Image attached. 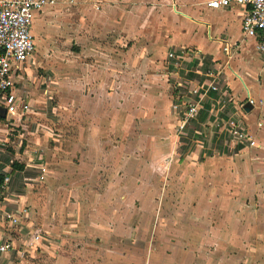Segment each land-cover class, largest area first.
Here are the masks:
<instances>
[{
  "label": "rangeland",
  "instance_id": "rangeland-1",
  "mask_svg": "<svg viewBox=\"0 0 264 264\" xmlns=\"http://www.w3.org/2000/svg\"><path fill=\"white\" fill-rule=\"evenodd\" d=\"M188 4L175 3L177 10ZM64 11L72 23L73 8ZM32 34L34 112L18 129L9 125L6 138L44 136L48 173L29 186L32 229L44 247L6 255L10 261L264 264V157L179 153L191 146L176 128L185 75L170 60L175 54L168 56L169 41L121 47L104 28L82 46L72 37L41 41ZM189 42L178 41L182 56L195 51Z\"/></svg>",
  "mask_w": 264,
  "mask_h": 264
},
{
  "label": "crops",
  "instance_id": "crops-1",
  "mask_svg": "<svg viewBox=\"0 0 264 264\" xmlns=\"http://www.w3.org/2000/svg\"><path fill=\"white\" fill-rule=\"evenodd\" d=\"M168 1L55 0L54 4L35 13L31 33L36 31L41 41L72 37L81 46L86 40H97L101 28L107 30L109 42H118L121 47L128 46L130 40H158L160 44L165 43L162 40L169 41L171 49L168 56L175 54L170 60L180 64L177 73L185 75L184 94L177 104L198 103L197 114L181 132L188 134L186 139L191 146L189 151L185 147L179 153L188 152L196 158L207 151L223 150L233 156L241 153V157L249 152V159H262L264 121L260 115L264 111V65L256 49V40L244 38L241 34L244 9L235 5L211 9L206 6L208 0H188L184 10H177L176 5L181 0H172L171 7L166 6ZM197 1L202 5L193 7L191 3ZM65 8H73L74 22L70 24L64 20L70 18L65 17ZM56 22L59 23L57 27ZM180 40L190 41L188 47L192 46L195 51L184 56L179 54L183 49L178 43ZM36 52L37 48L24 64L22 77L18 80L19 89L30 100L36 93L30 87L34 83L31 67L35 65ZM193 90L196 93L193 94ZM248 99H252L254 105H250ZM30 103L32 105L33 101ZM1 111L0 128L3 133L9 125L18 129L30 121V116L24 117L34 112L21 118H11L4 109ZM235 123L247 127L255 136L254 147L246 149L232 143L229 126ZM258 123L261 126L258 127ZM27 135L33 138L34 143L25 138ZM43 137L31 132L21 133L16 136L17 140L10 142L8 139L5 148L0 147V179L8 177L0 205V237L8 234L14 246L7 254H0V264H15L6 255L20 257L21 251L28 253L44 247L43 243L32 249L25 247L30 235L40 234L37 229H32L35 213L29 206L36 200L29 186L30 181L32 184L42 183L48 173L47 161L41 153L42 146H39L44 144ZM24 141L27 142L26 148L21 149ZM31 143L39 148H31ZM13 164L19 168L13 169ZM5 214L13 215L17 219L16 224L6 221Z\"/></svg>",
  "mask_w": 264,
  "mask_h": 264
},
{
  "label": "built area",
  "instance_id": "built-area-1",
  "mask_svg": "<svg viewBox=\"0 0 264 264\" xmlns=\"http://www.w3.org/2000/svg\"><path fill=\"white\" fill-rule=\"evenodd\" d=\"M72 2V0H70ZM55 0H0V109L11 118L24 117L33 111L30 98L19 88L18 80L22 77V69L36 49L31 33L35 13ZM239 6L244 9L241 21V34L244 38H254L256 49L264 65V0H208L206 6L211 9ZM183 53V50L180 52ZM215 89V87H213ZM192 93H196L195 90ZM254 105L252 99H248ZM179 110L177 131L182 132L189 121L198 112L197 102H180L175 105ZM257 126H261L260 123ZM9 127V126H8ZM8 127L4 128L6 137ZM229 130L232 143L242 148L250 149L256 145L255 136L242 124H231ZM13 128H11L12 131ZM0 133L3 129L0 128ZM8 139L0 140V147L6 146ZM8 177L0 181V205ZM4 219L12 225L17 219L11 214H5ZM43 242L41 234L30 235L25 241L26 249L37 247ZM13 241L8 234L0 237V254L5 255L13 250ZM24 251L19 253L23 254ZM22 256V255H21Z\"/></svg>",
  "mask_w": 264,
  "mask_h": 264
},
{
  "label": "trees",
  "instance_id": "trees-1",
  "mask_svg": "<svg viewBox=\"0 0 264 264\" xmlns=\"http://www.w3.org/2000/svg\"><path fill=\"white\" fill-rule=\"evenodd\" d=\"M13 169H16V168H19L18 166H17V164H13ZM2 179H0V181H1Z\"/></svg>",
  "mask_w": 264,
  "mask_h": 264
},
{
  "label": "water",
  "instance_id": "water-1",
  "mask_svg": "<svg viewBox=\"0 0 264 264\" xmlns=\"http://www.w3.org/2000/svg\"><path fill=\"white\" fill-rule=\"evenodd\" d=\"M1 112H2V111H1V109H0V117H2V118H3V115L1 114Z\"/></svg>",
  "mask_w": 264,
  "mask_h": 264
}]
</instances>
